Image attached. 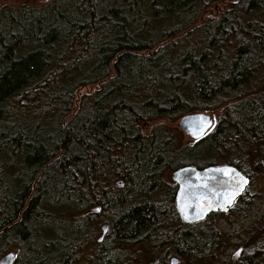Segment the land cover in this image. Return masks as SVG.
Returning a JSON list of instances; mask_svg holds the SVG:
<instances>
[{
    "label": "trees",
    "instance_id": "obj_1",
    "mask_svg": "<svg viewBox=\"0 0 264 264\" xmlns=\"http://www.w3.org/2000/svg\"><path fill=\"white\" fill-rule=\"evenodd\" d=\"M226 1L230 11L202 23ZM258 77L264 0L1 3L0 258L14 248L15 264H71L92 243L78 226L101 214L125 246L215 255L204 230L164 237L177 191L166 176L219 166L226 154L237 156L220 165L251 184L264 176V91L250 87ZM220 109L199 141L182 144L163 125ZM68 210L88 213L74 226L58 219ZM263 247L238 264H264Z\"/></svg>",
    "mask_w": 264,
    "mask_h": 264
},
{
    "label": "rangeland",
    "instance_id": "obj_2",
    "mask_svg": "<svg viewBox=\"0 0 264 264\" xmlns=\"http://www.w3.org/2000/svg\"><path fill=\"white\" fill-rule=\"evenodd\" d=\"M53 0H0V4L9 5L10 7H18L22 5H27L33 8H42L45 5L51 3ZM237 2L238 0H234ZM230 2L226 1L223 4L217 5L213 4L209 7L208 12L203 15L201 21L202 23H206L210 20L219 19L224 13L230 11ZM227 10V11H226ZM226 11V12H225ZM250 87L255 88L259 91H264V77L255 78ZM261 93V92H258ZM213 116L214 122L217 125L218 121L222 117V109L216 111L215 113H209ZM158 122L156 124H159ZM178 123V122H177ZM177 123L175 122H165L163 125L171 132H174L176 136L180 139L182 144L190 143L191 141L177 128ZM156 124L150 123L145 129L147 132H150ZM215 125V126H216ZM237 156L236 154H226L225 156H220L216 159L217 163L224 164L227 159H230L231 156ZM167 181L172 183V173L167 174ZM169 202V195L165 196ZM54 213H58L57 211ZM65 213V217L63 216ZM96 213V212H93ZM75 216L74 219L71 216ZM60 220L61 218H65L67 221L71 220L70 223H73L74 226H78L79 222H75L76 218L80 219L85 216V213L77 214L76 212L63 211L57 214ZM78 216V217H77ZM102 217H98L93 225H88L87 222H82L81 226L78 228L86 230L87 235L94 238V245H97V238L99 237L98 231L100 230V226L98 225L100 219ZM174 221V219H172ZM91 226V229H87ZM94 228V237H93V228ZM199 232L204 230L205 234L208 236L213 235L215 237V241L217 242L218 248L216 250L215 255L211 254V250L208 251V247L205 249L208 253L207 264H238L241 263V256L245 251H248V257H250V253L256 249L257 247L262 246L264 244V176H260V179L257 181H253L248 188V194L244 197L243 200L236 203L233 207L232 211L227 214L224 218H221L219 221L212 220L206 225L202 226L200 229H197ZM97 233V234H96ZM87 239V237L85 238ZM93 241L90 244V247L87 248L85 257L86 259L91 257V251H100V249H94ZM140 245V244H139ZM171 245H168V248ZM145 245L139 246V249L131 251V254L137 255L136 262L143 263L147 260H151L153 257L154 250L166 251L167 247H154L152 245H148L144 248ZM96 248H98L96 246ZM264 248V247H263ZM243 253H239L243 250ZM16 253L18 252L12 248L8 253ZM236 256L234 257V255ZM97 255V254H96ZM100 255V254H98ZM97 257V256H96ZM240 258V259H239ZM94 264H98V260H94Z\"/></svg>",
    "mask_w": 264,
    "mask_h": 264
},
{
    "label": "water",
    "instance_id": "obj_3",
    "mask_svg": "<svg viewBox=\"0 0 264 264\" xmlns=\"http://www.w3.org/2000/svg\"><path fill=\"white\" fill-rule=\"evenodd\" d=\"M177 127L189 140L199 141L212 130L213 119L203 113L188 115L178 121ZM172 180L178 186L176 210L180 218L189 224L202 222L212 213H225L232 209L250 182L231 166L204 170L188 166L175 172ZM103 230L106 234L107 228ZM17 257L15 253H9L0 258V264H15Z\"/></svg>",
    "mask_w": 264,
    "mask_h": 264
},
{
    "label": "flooded vegetation",
    "instance_id": "obj_4",
    "mask_svg": "<svg viewBox=\"0 0 264 264\" xmlns=\"http://www.w3.org/2000/svg\"><path fill=\"white\" fill-rule=\"evenodd\" d=\"M203 170V169H202ZM173 174V173H172ZM173 186H176L177 190H178V186L177 184L172 180L171 183ZM251 183H249L247 189L249 188ZM177 193V191H176ZM176 196V195H175ZM166 207H170L169 212L166 214H170V216H172V218H174V221L171 222V226L168 228L169 232L168 234H166L164 237L165 238H171L172 234L177 233L179 238V233H183V232H187L190 230H197L199 229L200 226H204L207 223H209L211 220H217L219 221L221 218H224L227 214H229L231 210H228L227 212H217V213H212L210 214L204 221L202 222H198V223H194V224H189L187 222H185L182 218H180L177 210H176V204L174 203H169L166 204ZM101 210L96 211V213H100ZM88 212L85 213V215H87ZM74 215L71 216L72 219H74ZM100 217H102L100 219V221L98 222L99 226H100V230L98 231V233L100 234L99 237L97 238V245H94V238H92L91 236H87V241H93V247L94 249H100V251H91L93 253H91V257L86 259V250L87 248L85 247H80L78 252L80 254V257L74 258V260L72 261L71 264H94V260H98V264H101V258L106 257L105 255L110 256L111 260L109 262H107V264H207V257L209 256L208 253H206L207 251H202L199 254H192L189 255L188 253L184 254L179 252L173 244H168L171 245L166 251H161L157 250V251H153L155 252L153 254V257L151 260H147L143 263H137L136 262V257L137 255L135 254H131V251L134 250H138L139 246L142 245H138L137 243H135L132 246H125L122 243H119V241L117 240H113L111 239L112 234H113V223L110 220L108 215H104L101 214ZM69 222H71V220H69ZM93 225V224H92ZM106 227L107 231L106 234L104 235V230L103 228ZM93 228V237H94V228ZM87 229H91V227L89 226ZM167 232V230H162L160 231V235L162 233ZM97 234V233H96ZM194 235H196L194 233ZM187 237V236H186ZM110 239V240H109ZM102 240V241H101ZM109 240V241H108ZM108 241V245L104 246V244ZM170 241V240H168ZM96 246L98 248H96ZM148 245H145L144 248H146ZM90 247V246H89ZM244 249L241 250L239 253H243ZM102 252V253H101ZM97 254V255H96ZM100 254V255H98ZM97 256V257H96ZM236 256V254L234 255V257ZM104 264V263H103Z\"/></svg>",
    "mask_w": 264,
    "mask_h": 264
},
{
    "label": "bare ground",
    "instance_id": "obj_5",
    "mask_svg": "<svg viewBox=\"0 0 264 264\" xmlns=\"http://www.w3.org/2000/svg\"><path fill=\"white\" fill-rule=\"evenodd\" d=\"M196 48V47H195ZM263 72V71H262ZM261 74V73H260ZM203 114H206V115H208V116H211L212 117V119H213V128H212V130L213 129H215V127L217 126L216 124H215V122H214V118H213V116L212 115H210L209 113H205V112H202ZM195 114H201V113H195ZM191 115H193V114H191ZM188 116V115H187ZM186 117V116H185ZM184 118V117H183ZM182 119V118H181ZM180 119V120H181ZM179 121V120H178ZM177 121V122H178ZM178 124V123H177ZM216 125V126H215ZM178 128V127H177ZM181 132V131H180ZM183 133V132H182ZM191 141V140H190ZM1 158V157H0ZM223 166H229V165H219V166H210V167H223ZM231 167H233V166H231ZM209 168V167H208ZM235 168V167H234ZM13 169V168H12ZM206 169V168H205ZM243 174V173H242ZM244 175V174H243ZM245 176V175H244ZM246 177V176H245ZM247 179H249L248 177H246ZM249 181H250V179H249ZM249 183H251V182H249ZM121 184V183H120ZM98 210H100V208H95V209H92L91 210V212L93 213V212H96V211H98ZM105 235V234H104ZM8 253H6L5 255H7ZM4 255V256H5Z\"/></svg>",
    "mask_w": 264,
    "mask_h": 264
},
{
    "label": "snow or ice",
    "instance_id": "obj_6",
    "mask_svg": "<svg viewBox=\"0 0 264 264\" xmlns=\"http://www.w3.org/2000/svg\"><path fill=\"white\" fill-rule=\"evenodd\" d=\"M244 183H246V181H244ZM237 255H239V252H237Z\"/></svg>",
    "mask_w": 264,
    "mask_h": 264
}]
</instances>
